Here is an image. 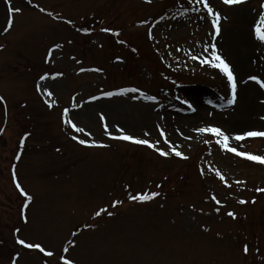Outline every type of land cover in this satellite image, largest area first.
I'll return each instance as SVG.
<instances>
[{"label": "rangeland", "instance_id": "374dc122", "mask_svg": "<svg viewBox=\"0 0 264 264\" xmlns=\"http://www.w3.org/2000/svg\"><path fill=\"white\" fill-rule=\"evenodd\" d=\"M208 4L218 35L189 0H0L1 264H264V165L199 132L219 127L231 146L264 156V137L232 139L264 131V90L249 80H264L254 32L264 0ZM242 35L254 58L242 56ZM213 51L237 78L234 105L227 78L201 63ZM118 129L156 148L111 139Z\"/></svg>", "mask_w": 264, "mask_h": 264}, {"label": "snow or ice", "instance_id": "6c2138e0", "mask_svg": "<svg viewBox=\"0 0 264 264\" xmlns=\"http://www.w3.org/2000/svg\"><path fill=\"white\" fill-rule=\"evenodd\" d=\"M148 2H151V0H148ZM245 0H223V3L225 5H237V4H242L244 3ZM29 3H31V0H29ZM189 4L193 5V11H198V9L195 7V5L199 4L202 5L208 12L209 15L213 16V25L216 29V34L218 35L220 32V28H219V21H220V14L218 12L214 13L213 9L211 7H209L208 4V0H189ZM40 11L43 12L44 9L40 8ZM10 12H12L13 15L15 14H20L22 13V9L19 8H11L10 7ZM51 15V14H49ZM69 23H71L69 21ZM11 27V25H10ZM102 31L104 32H108L110 31V29H102ZM254 32H255V38L261 42L264 43V15L260 16L259 22L255 25L254 28ZM57 47H59V45H57ZM213 49L215 48V45H212ZM207 50V49H206ZM192 59L195 60L196 57L192 56ZM202 64H207L209 67H212L214 69H219V72L222 73L226 78H227V84L228 87L230 89V95L227 98V105L231 106L234 105L237 102V78L233 73L232 68L230 67L229 63H227L224 59L221 58V56H219L218 54H216L215 51L212 52V55L209 59H204L201 60ZM93 71H98V69H92ZM81 71H85V69H81ZM62 75V74H60ZM56 77H47V76H42L40 79L41 81H45L48 79H55ZM249 80L254 81L257 85H259L260 88L264 89V80H261L260 78H258L257 76H250ZM40 89L42 91H45L46 94L48 96H52L53 93L51 91L48 90V86L45 84H41L40 85ZM128 91L131 92H135L137 91L136 89H129ZM116 93H107L106 95L108 97H111L113 95H115ZM3 98L0 97V100H2ZM93 100L95 99H99V97H92ZM183 103V101H181ZM49 107H51V104H49ZM189 108H192V105H188ZM65 117H68V111L65 110L64 113ZM103 119V117H101ZM65 123L69 124L70 127L75 131V132H79V133H84V129L77 127V125L75 123L72 122V118H68L66 119ZM107 131V129H106ZM118 131H120L122 134L119 136H115V135H110L111 139L114 140H122V141H128L131 142L132 144L135 145H143V146H147L148 148H156V145L150 143L147 140L144 139H137L134 138L130 135L127 134H123V129H118ZM199 132L201 134H206V135H211V136H215V137H222L223 141L217 140V143L220 144V146L227 152L233 153L234 155H236L237 157H241L244 158L246 160L255 162L257 164H261L264 165V156H260V155H253L250 153H246V152H242L238 150L237 146H231L229 144V136L225 134L224 131H222L219 127H206V128H200ZM150 135V133H149ZM161 135H164L163 131L161 132ZM255 138V137H264V131H248L246 134H242V135H237L235 137H233L232 139H234L235 141L239 142V141H243L247 138ZM74 140H77L78 138L76 136L72 137ZM26 139V138H25ZM165 143L169 144V146L171 147L172 152L177 156V157H181L183 159H187V157L183 156L181 152L176 150V147L174 145H172V143L170 141H168L167 137L165 136ZM78 143H80L81 145H85L87 147H107V145H103V144H86L85 140L83 139H78ZM159 155L161 157H168L169 153L167 151L164 150H159ZM217 176H219V178L221 180L224 179V177L220 174L219 171H217L216 173ZM16 187L18 189H20L21 194L24 195L26 197L27 200H31L32 197L30 195H28L27 193L24 192V190L21 188V186L19 185V183H17ZM259 191H264V189H259ZM155 195L157 194H152V195H141V196H131L130 199L136 202H140V203H146L149 200L153 199L155 197ZM212 199H216L215 197H213ZM241 204H245L247 203V201L241 200L239 201ZM121 202H117V204H119ZM217 203H219V201H217ZM253 203H255V201H253ZM116 205H113V207H115ZM25 207H27V205H25ZM107 210L102 209L101 211H98L96 213V216L99 217L102 212H105ZM228 216L232 217L233 219H236V216L234 213L229 212ZM25 223H27V218L25 217ZM17 243L20 244L23 248L26 249H38L39 252L43 253L45 256L47 257H52L54 255V253L52 251H46L41 245L39 244H32V243H27L25 242L23 239H19L17 240ZM249 251L248 246L245 245L244 246V253L247 254ZM65 252H67V249H65ZM63 259V258H62ZM13 264H16V261H13ZM63 264H73V262L69 259H63Z\"/></svg>", "mask_w": 264, "mask_h": 264}, {"label": "bare ground", "instance_id": "6f19581e", "mask_svg": "<svg viewBox=\"0 0 264 264\" xmlns=\"http://www.w3.org/2000/svg\"><path fill=\"white\" fill-rule=\"evenodd\" d=\"M239 40H240V43H241V40L243 41V44L240 46L241 47V49H239L240 50V52H243V47H244V54L242 55L243 57H246L248 54H249V56L251 57V58H254L255 56H254V53H255V51H254V49L253 50H251L253 47L255 48V45H256V43L252 40V42L251 43H248V41L244 38V36L242 35V36H240L239 37ZM241 56V55H240ZM256 57H257V55H256ZM245 61V60H244ZM241 62V61H240ZM240 62H239V64L237 65L238 67H240L241 66V64H240ZM236 65V64H235ZM257 108L258 109H260V110H262V108H259L258 106H257Z\"/></svg>", "mask_w": 264, "mask_h": 264}, {"label": "trees", "instance_id": "16d2710c", "mask_svg": "<svg viewBox=\"0 0 264 264\" xmlns=\"http://www.w3.org/2000/svg\"><path fill=\"white\" fill-rule=\"evenodd\" d=\"M181 9V8H180Z\"/></svg>", "mask_w": 264, "mask_h": 264}]
</instances>
